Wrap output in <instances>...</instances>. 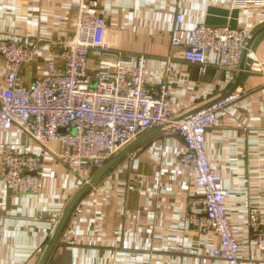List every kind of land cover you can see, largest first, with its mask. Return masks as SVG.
Returning a JSON list of instances; mask_svg holds the SVG:
<instances>
[{"label": "crops", "instance_id": "obj_1", "mask_svg": "<svg viewBox=\"0 0 264 264\" xmlns=\"http://www.w3.org/2000/svg\"><path fill=\"white\" fill-rule=\"evenodd\" d=\"M78 2L0 0V39L15 34L40 47L41 59L22 70L31 79L27 85L44 73L41 65L59 51L56 43L71 41ZM177 15L183 17L182 40L207 24L246 30L248 43L264 27V0H102L100 17L110 26L112 48L123 51L131 64L146 56L151 85L164 81L171 57L172 114L181 118L231 93L239 74L233 78L218 69L213 55L202 75L184 60L182 47L172 49ZM253 59L264 61V33L234 90L246 95L208 132L205 149L222 186L231 191L227 213L241 257L264 264V251L249 245V210L264 208V75L251 73ZM6 75L0 58V84ZM51 149L42 193L15 196L1 180L5 156L38 155L40 148L17 128L0 135V225L6 231L0 264H39L73 197L99 171L75 173L59 160L56 143ZM181 155V140L160 131L140 143L79 199L46 264H227L212 257L219 247L216 235L198 233L186 221L188 201L202 190Z\"/></svg>", "mask_w": 264, "mask_h": 264}, {"label": "built area", "instance_id": "obj_2", "mask_svg": "<svg viewBox=\"0 0 264 264\" xmlns=\"http://www.w3.org/2000/svg\"><path fill=\"white\" fill-rule=\"evenodd\" d=\"M101 2L79 0L75 4L71 41L56 43L59 51L41 65L44 73L32 85L23 83L22 70L41 59L40 47L15 34L0 39V58L7 74L5 84H0V135L17 128L40 148L38 155L5 156L2 182L15 196H38L44 187L46 156L52 143L59 146L58 158L69 170L97 171L139 137L160 128L163 137L181 140V163L195 175L202 190L200 197L188 201V225L198 233L216 235L219 247L212 251L214 259L227 264H259L241 257V243L227 213L231 191L222 186L205 149L208 132L246 93L233 91L206 108L174 117L175 98L169 87L175 79L171 57L164 81L151 85L146 56H138L131 64L123 51L112 48L110 26L100 17ZM182 22L183 17L177 15L171 48L182 47L184 60L198 66L202 75L210 67V57L216 55L217 68L236 78L248 31L202 24L182 40L178 37ZM250 71L264 75V61L253 59ZM248 226L252 231L249 245L264 251V208L249 210ZM5 233L0 225V239Z\"/></svg>", "mask_w": 264, "mask_h": 264}, {"label": "water", "instance_id": "obj_3", "mask_svg": "<svg viewBox=\"0 0 264 264\" xmlns=\"http://www.w3.org/2000/svg\"><path fill=\"white\" fill-rule=\"evenodd\" d=\"M264 33V27H262L261 29H259L248 41L245 51H244V55H243V59H242V64H241V71L239 73L237 82L233 88V90L231 91V93L239 86V83L242 79V76L245 72L246 69V64H247V60L249 58V53L250 50L252 48V46L254 45V43L256 42V40ZM230 94V93H228ZM222 98V97H221ZM219 98V99H221ZM219 99L209 103L208 105H206L205 107L202 108H206L208 106H210L211 104L215 103L216 101H218ZM201 108V109H202ZM200 109H197L193 112H196ZM191 112V113H193ZM190 114V113H189ZM158 131H160V128H156L148 133H146L145 135H143L142 137H140L139 139H137L135 142H133L131 145H129L127 148H125L122 152H120L118 155H116L111 161H109L101 170L98 171V173L89 181V183H87L72 199V201L70 202V204L68 205L64 215L61 217V219L59 220L58 226L51 238V241L47 247V249L45 250V253L43 255V257L40 260L39 264H46L47 260L49 259L53 249L55 248L57 241L60 237V234L62 232V230L64 229L68 218L73 210V208L75 207V205L77 204V202L79 201V199L88 191L92 188V186H94L106 173H108V171L110 169H112L119 161H121L124 157H126L127 155L131 154L132 150H134L140 143H142L143 141H145L147 138H149L150 136H152L153 134L157 133Z\"/></svg>", "mask_w": 264, "mask_h": 264}, {"label": "rangeland", "instance_id": "obj_4", "mask_svg": "<svg viewBox=\"0 0 264 264\" xmlns=\"http://www.w3.org/2000/svg\"><path fill=\"white\" fill-rule=\"evenodd\" d=\"M90 66H93V64L92 63H90ZM30 83L31 82V79H29V78H25V77H23V83H25V84H27V83ZM93 85H94V83H92V87H93Z\"/></svg>", "mask_w": 264, "mask_h": 264}]
</instances>
